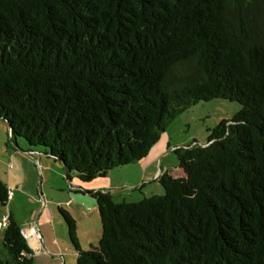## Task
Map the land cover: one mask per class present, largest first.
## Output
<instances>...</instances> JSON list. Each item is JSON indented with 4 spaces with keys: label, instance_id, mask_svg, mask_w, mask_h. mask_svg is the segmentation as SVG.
I'll list each match as a JSON object with an SVG mask.
<instances>
[{
    "label": "trees",
    "instance_id": "16d2710c",
    "mask_svg": "<svg viewBox=\"0 0 264 264\" xmlns=\"http://www.w3.org/2000/svg\"><path fill=\"white\" fill-rule=\"evenodd\" d=\"M241 104L206 144L172 148L182 175L139 201L92 193L101 233L76 264H264V0H0V118L69 179L146 157L197 101ZM143 184L139 186L141 188ZM0 181V204L8 200ZM11 214L0 264H34Z\"/></svg>",
    "mask_w": 264,
    "mask_h": 264
},
{
    "label": "rangeland",
    "instance_id": "374dc122",
    "mask_svg": "<svg viewBox=\"0 0 264 264\" xmlns=\"http://www.w3.org/2000/svg\"><path fill=\"white\" fill-rule=\"evenodd\" d=\"M240 108L241 104L239 102L224 98L197 101L185 111L175 116L166 126L165 130L161 132L159 139L154 145L158 143L161 146L169 144L168 149L170 151L174 147H184L193 143L204 145L210 130L219 121L230 119ZM7 131L6 122L0 118V159L5 151V142L10 147L14 146L7 136ZM17 139L24 141L20 137ZM34 148L36 147H31L29 150H34ZM139 163L112 168L108 172L109 176L104 178V180L101 177H96L82 184L98 185L99 191L110 193L116 202L122 200L139 201L144 197L163 194L164 190L158 181L150 179L152 177H148V175H151V168L148 171H144V169L138 170L136 165ZM3 165V161H0V181L4 183L5 171L8 169ZM55 165L59 167L61 173L58 175V173L53 172L48 177L46 176L47 180L43 188L47 197L43 195V199H38L39 203L36 205L35 201H30L28 198L25 199L24 196H21V198L15 200L16 203L14 204L17 207V212L21 215H25L36 206L38 210H43L42 217L44 216V218L39 224L43 241L38 237L39 240H37V244L33 247L35 253L33 258L34 264H76L77 253L69 239L67 226L58 211L57 205L62 206L75 221V234L81 249L97 246L101 233L95 198L86 193L85 190L87 188L82 184H80V189L75 187L74 184L79 183V180L73 171L69 173V179H67L62 164L57 162ZM161 165L165 169L168 168V172H171L173 176H179L176 172L177 170H175L177 169V160L174 153L171 152L168 158L164 156L161 160ZM38 172L37 189L34 191L35 197H38V191H40L41 182L43 181L41 170L39 169ZM110 176L111 179H109ZM141 184L143 186L139 188ZM68 195L74 196L73 203L71 204L69 202L72 200L68 201ZM50 198H53L54 201ZM57 200H62L60 201L62 203L57 204ZM91 205H95V207L90 208ZM5 214H8L7 210L3 206H0V218ZM36 226L38 228V224ZM2 231L3 229H0V239L2 238ZM41 233L39 231L42 238Z\"/></svg>",
    "mask_w": 264,
    "mask_h": 264
},
{
    "label": "crops",
    "instance_id": "0c3cea01",
    "mask_svg": "<svg viewBox=\"0 0 264 264\" xmlns=\"http://www.w3.org/2000/svg\"><path fill=\"white\" fill-rule=\"evenodd\" d=\"M11 142L14 145L13 147L8 146L5 142V151L0 161H3L4 163L3 166H5V168L7 167L8 169L7 171H5L6 176L4 178V183L7 189H11L13 193L12 196L8 198V200L5 202V204L3 205L0 204V206H3L7 210V213L11 214L12 217L20 226L22 230V234L26 238L27 243L31 249L32 258H34L35 253L33 247L37 244V240H39L38 237L35 235L34 227L38 224V229L41 233L39 224L41 223V221H43L44 218V216L42 217L43 210H38V207L36 206L35 208H32L25 215H21L17 212L18 211L17 207L14 205L16 203L15 200L21 198V196H24L25 199L28 198L30 201L33 200L36 202V205H38L37 204L39 203L38 199H43V195L47 197V194L43 186L45 185V182L49 174L56 172L59 175L61 172L59 170V167L55 165L58 161L53 159L49 153H46L42 149L37 147L34 148V150H29L30 147L26 144L25 141H19L17 139L15 143H13V141ZM158 144L152 146V148L150 149V151L148 152L145 158L137 162H134V164L140 162L138 165H136L138 170L144 169V171L146 170L148 171V169L151 168L150 171L151 175H148V177H152L150 178L152 180L156 179L157 176L160 175L161 173L169 171L168 168L165 169L164 167H162L161 160L164 156L168 158L172 149L171 151L170 149H168L169 144H166L165 146H161ZM26 151H34L36 152V154L32 157L31 155L27 154ZM39 169L41 170V178H43L42 179L43 181L41 182L40 191H38L39 195L38 197H35L34 191L35 189H37V179L39 176V172H38ZM175 170H177L176 172L178 173V175H182V171L179 168ZM169 173L171 174V172ZM108 174L101 178H103L104 180V178L109 176ZM171 175L173 176V174ZM111 176L109 177V179H111ZM80 184H82V182L79 181V183H75L74 185L76 188L80 189L81 188ZM83 186L87 188V190L85 191L90 195H92L94 191L98 190L97 188L98 185L89 184ZM68 199H69L68 201L72 200L69 202V204H71L73 203L74 196L68 195ZM51 200H53V198ZM60 201L62 200H57V204L62 203ZM94 207L95 205L90 206V208H94ZM0 229H3V227H0ZM41 236L42 238L40 239L43 241L42 233Z\"/></svg>",
    "mask_w": 264,
    "mask_h": 264
},
{
    "label": "built area",
    "instance_id": "2783aa9c",
    "mask_svg": "<svg viewBox=\"0 0 264 264\" xmlns=\"http://www.w3.org/2000/svg\"><path fill=\"white\" fill-rule=\"evenodd\" d=\"M26 153L31 155L32 157L36 154V152H34V151H26ZM12 193H13V191L11 189H9L8 198H10L12 196ZM7 219H8V214L3 215V217L0 219V227L5 226V224L7 223ZM34 231H35V235L37 237L41 238L37 226L34 227Z\"/></svg>",
    "mask_w": 264,
    "mask_h": 264
}]
</instances>
